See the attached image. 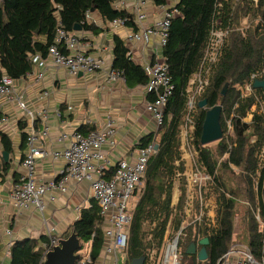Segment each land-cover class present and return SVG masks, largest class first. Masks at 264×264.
Returning <instances> with one entry per match:
<instances>
[{"label": "trees", "instance_id": "trees-1", "mask_svg": "<svg viewBox=\"0 0 264 264\" xmlns=\"http://www.w3.org/2000/svg\"><path fill=\"white\" fill-rule=\"evenodd\" d=\"M115 1L0 0V79L7 75L16 80L30 73L33 69L30 56L39 54L46 58L59 24L68 31H74V26H80V31L97 35L104 28L89 20L91 13L99 14L104 22L127 16V12L113 6ZM153 3L165 6L168 0H153ZM173 5L177 13L171 18L161 54L168 66L174 89L166 103L163 123L155 132L144 135L137 145L145 147L154 142L157 148L148 159L142 187L138 190V199L132 210L125 250L126 264L142 255L147 262L153 251L156 259L169 220H173L175 229L179 227L184 195L176 210L171 205L173 179L184 170L180 160L179 126L186 113L188 82L199 71L207 78V84L196 96L193 144L198 151L197 162L213 177L217 192L220 191L217 199L218 222L216 228L195 223L182 229L178 247L183 260L190 257L194 264H215L229 248L234 199L226 197L224 192L230 188L225 180L226 175L233 172L232 167L240 170L236 177L237 184L243 185L240 192L251 202L258 201L260 214L264 218V92L260 88H253L250 95L242 96L238 89V86L244 87L249 83L252 74L264 79V0H174ZM127 17L129 20L125 25L135 29L133 16ZM242 19L247 20L245 25H241ZM214 30L226 31L227 34L223 38L217 60L210 63L203 61V58ZM112 68L122 72L128 87L145 85L147 82L141 65L131 58L124 40L117 35L113 37ZM225 84L226 91L222 95ZM148 99H152L151 95H148ZM201 99L207 100L205 108L197 106ZM217 104L222 108L220 123L223 137L211 148L201 145L199 139L206 109ZM255 104L256 110L251 113L250 122L243 121ZM228 122L230 133L227 132ZM17 127L20 131L19 149H25L27 123L20 119ZM94 130L85 127L77 129L82 133ZM0 145L8 156L13 153L9 136L1 130ZM223 156L224 161L219 162ZM0 157V176H4L10 168V159L4 163L2 155ZM113 172L114 167L108 168L106 178H110ZM182 190L185 194V188ZM79 213L62 236L67 237L74 232L83 244L88 243V264H96L101 258L105 241L100 207L91 197L88 204L79 209ZM246 227L247 237L244 242L253 255L260 259L264 256V235L259 231L253 215ZM203 237L209 241L206 246L207 258L199 261L195 255H187L185 250L191 241L197 243ZM41 238L48 244L47 237ZM1 251L0 240V256ZM8 256L9 264H43L44 250L36 248L33 239L16 240L10 245Z\"/></svg>", "mask_w": 264, "mask_h": 264}, {"label": "built area", "instance_id": "built-area-1", "mask_svg": "<svg viewBox=\"0 0 264 264\" xmlns=\"http://www.w3.org/2000/svg\"><path fill=\"white\" fill-rule=\"evenodd\" d=\"M153 0H116L114 7L118 10H124L128 15L133 16L135 25H140L147 16V6ZM161 16L156 18L151 24L145 27L134 29L129 27L126 30L123 40L127 48L131 42H140L143 45L149 43L152 37L158 39V47L162 49L165 45L171 18L177 13L173 3L170 6H161ZM130 10V11H129ZM127 16L117 18L110 22L112 29H126V22L129 20ZM88 17V15H87ZM227 34L226 31L214 30L211 32L208 46L205 50L204 60L214 63L220 54V46L223 38ZM131 56V52L128 49ZM51 61L53 65L67 69L71 74L86 73L94 74L100 71L105 72L106 79L109 81L124 80L122 72L112 68V59L107 57L104 51L92 55L86 51V45L82 42L81 37L76 31H68L63 25H58L54 42L48 47L47 56L43 58L39 54L30 56V62L34 68L31 74L35 80H42L44 77L45 66L47 61ZM143 70L147 76V82L144 85L147 100L144 109L153 120L156 129L163 123L164 110L168 98L172 95L174 86L168 74V66L163 58L156 57L143 64ZM195 78L201 87L191 86L192 78L188 82V87L192 90L189 93V107L192 108L196 103V96L199 95L206 84L201 80L200 71L197 72ZM256 77L252 74L248 84L244 86L247 96L252 93V79ZM204 84V85H203ZM197 85V84H196ZM197 88V90H196ZM47 92L41 93L46 96ZM151 95L152 99H148ZM191 95V96H190ZM7 100L14 102L17 106L28 115L31 123L27 129L26 152L20 161L21 171L12 183L9 191L10 204L16 210H27L31 207L42 211L44 208L43 197L48 194V199L54 201L56 193H65L68 185L72 183L87 182L89 184L91 197L94 198L99 207L100 214L103 217L104 225V245L102 247V255L104 260L109 259L111 264H117L116 249L123 251L127 248L128 228L131 221V214L134 205L130 206V199L135 196L138 186L142 184L143 175L147 166L148 159L156 149L154 142L149 143L145 147H138L133 158L120 159L114 165V172L110 178H106L107 159L102 152V145L112 138L115 134V123L107 117L105 124L100 130L82 133L77 130L73 131L69 137L62 133L58 137V141L62 142L67 138L64 147L61 150L46 151L35 145L38 134L33 126L34 117L27 110L23 95L15 88V80L7 75H3L0 79V124L7 121V116L1 108V102ZM41 111L38 113L40 116ZM193 109L188 111L185 125L194 128ZM59 114V113H57ZM33 121V122H32ZM47 133V128L42 131V136ZM110 143L112 141L110 140ZM49 157L53 160L63 159L64 167L60 170L55 178L48 179L44 182H38L36 179V160ZM225 158V157H224ZM201 175L196 172L197 165H194L195 173L190 175L192 182L191 188L186 196L185 211H189L190 203H194L192 188L199 181L206 182L210 180V175L201 165ZM197 174V175H196ZM191 180V179H190ZM200 188L201 183H197ZM201 190V188H200ZM198 218L197 221L204 219V201L203 197L198 200ZM260 214V211H259ZM259 216V215H258ZM262 217V215L260 214ZM258 218L261 228L264 232V222ZM263 218V217H262ZM264 219V218H263ZM6 233L10 231L6 229ZM181 233V231H180ZM177 236L167 244L162 259L163 264H183L182 254L178 247ZM46 251L57 244L58 238L50 236ZM11 243L7 245L6 253H9ZM90 248L85 253H79L80 258L75 264H88L90 262ZM152 254L154 252H151ZM150 262V260H148ZM145 262L144 264H153ZM104 264V263H103ZM215 264H264V256L257 259L250 248L246 244L235 243L217 259Z\"/></svg>", "mask_w": 264, "mask_h": 264}, {"label": "crops", "instance_id": "crops-1", "mask_svg": "<svg viewBox=\"0 0 264 264\" xmlns=\"http://www.w3.org/2000/svg\"><path fill=\"white\" fill-rule=\"evenodd\" d=\"M161 13V5L150 3L147 6L146 19L140 25H135V29L151 24L161 16ZM89 18L96 25L102 26L104 30L97 35L76 31L85 43L86 51L92 55L104 51L107 57L112 59L114 35L122 39L126 30L130 28L112 29L110 22H104L95 12L91 13ZM128 49L131 52V58L142 65L152 58L162 56V49L158 47L156 37H152L146 45L131 42ZM32 71L34 72V68ZM15 88L22 93L23 100L28 107L27 110L33 117L35 116L34 122L32 121L38 134L35 145L48 152L61 150L64 147L67 138L59 142L60 134L64 133L69 137L79 127L100 130L107 117H110L115 123V134L110 139L112 143L108 140L102 145L107 167L110 168L114 167L120 159L133 158L139 140L144 135L156 131L153 120L144 109L147 100L144 85L128 87L124 80L109 81L103 71L74 75L65 68L53 65L48 60L42 80H35L30 72L24 78L15 80ZM45 91L46 96L41 95ZM1 108L7 116V121L0 124V130L8 136L10 134L7 133V129L11 133L14 132V138H11L12 135L9 136L13 153L8 156L7 161L4 160L0 145L2 162L6 163L10 159V168L4 176H0V240L2 245L0 264H9V256L6 253L9 243L16 240L33 239L36 248L43 249L45 253L48 244L44 243L41 237H47L48 241H50V236L62 238L72 222L79 216V209L88 204L91 192L87 182H71L65 193H54L56 195L54 201L48 199V194L44 195L42 211L34 207L27 210L14 209L9 201V191L21 171L19 164L26 152V148L19 149L20 131L17 123L20 119L25 120L27 132L31 120L14 102L4 100L1 102ZM41 111L45 112L39 116L38 113ZM45 128H47V133L42 136L41 133ZM64 165L63 159L53 160L49 157L37 159L35 175L37 181L44 182L57 177ZM186 188L188 194L191 188L188 180ZM177 193L176 188L172 205L177 202ZM137 199L138 194H135L132 206L135 205ZM6 229L10 231L9 234L6 233ZM182 261L183 264H194L190 257L186 261L182 257ZM126 262L125 256L124 264ZM103 263L105 264V260L101 252V258L96 264Z\"/></svg>", "mask_w": 264, "mask_h": 264}, {"label": "rangeland", "instance_id": "rangeland-1", "mask_svg": "<svg viewBox=\"0 0 264 264\" xmlns=\"http://www.w3.org/2000/svg\"><path fill=\"white\" fill-rule=\"evenodd\" d=\"M153 3V1H151ZM174 2V0H168V4L167 6H170L172 3ZM247 23L246 19H242L241 25H245ZM138 64V63H137ZM141 65L142 69H143V65ZM144 71V70H143ZM199 74V73H196ZM196 74L193 75L192 81H191V86H197V87H201L200 83H197L196 81ZM207 75V73H206ZM256 75V74H255ZM201 76V80L205 81L207 84V78L203 77L202 74L200 73ZM255 79H261L259 78L257 75L256 77H254L252 79V83ZM197 84V85H196ZM203 84V85H204ZM238 89L241 90V92L243 94L247 93V91H245L244 87H239ZM197 90V88H196ZM192 92L191 89H189L188 87V96L189 93ZM191 94V93H190ZM191 96V95H190ZM26 108L27 104L25 102ZM186 113L185 115L182 117V122L179 126V135H180V146H179V151H180V160H182L183 162V167L184 170L182 173H177L173 179V184H172V198H171V205H172V201H173V193H176V188L178 189V197H177V202L176 204L172 205L174 206V209L176 210L178 202L180 200L181 197H183L184 195V204H183V208H182V219L180 221L179 227L178 229H175L174 227V223L173 220L170 219L167 226H166V230H165V234H164V240H163V245L162 248L160 249V252L158 254V256L154 257V254L150 253L149 254V258L148 260H150V262L148 261V263H153V264H163L162 263V259L165 253V249L168 243H170V241H172L174 238H176L177 236L180 237L182 234V229L185 228L186 226L190 225V224H195V223H203L205 224L206 227L208 228H216L217 227V210H218V197H219V192H217L216 186L213 182V177H210V180L206 181V182H202L199 181V176H197V182L196 184H194L195 186H193L192 188V193H193V198H194V203L191 202L190 203V209L189 211H185V200H186V196H187V180L191 183L192 182V177H190V175L192 174V170H193V174L195 173L194 171V165H197V170L196 172H198L200 175L203 173H201V164L197 162L198 160V151L197 149L194 147L193 141H194V137H193V132H194V128H192L190 125H185V123L187 122L186 117L188 114V111L193 109V113L195 111V106H193L192 108L189 107V99L187 101V106H186ZM256 110V104L253 105L251 107L250 112L247 113L246 117L243 119V121L245 122H250L251 118H252V112ZM261 110H259L258 112H260ZM227 132L230 133L231 132V127L229 126V122L227 123ZM226 132V133H227ZM7 133L12 135L11 138H14V132L11 133V131H9L7 129ZM9 135V136H10ZM208 147H215L216 142L207 144ZM262 154H260V159L262 160ZM220 161H224V156L221 157V159H219ZM177 164L179 163V161L176 162ZM233 172H230L229 174L226 175V184L229 190L226 189L225 195L226 197H230L234 199V207H233V211H232V236H231V240L229 243V246H231L232 244L235 243H242V244H246L244 241L246 240V226L248 224V221L250 220V216L253 215V217L255 218L257 224H258V229L261 233L264 232L261 228V224L258 221V218H260L261 222H264V219L260 216L259 211V203L258 201H253L252 202L250 200H248L245 196L244 193L240 192V188L242 190L243 185H238L237 181H236V177L240 174V170L236 167H232ZM220 173V171H219ZM197 175V174H196ZM191 179V180H190ZM143 183V182H142ZM197 183H201L200 188L199 185ZM256 183V182H255ZM142 187V184L138 186V190ZM182 188H185V194L182 193ZM255 189V188H254ZM138 190H137V194H138ZM229 191V192H228ZM262 199H263V203H264V187L262 188ZM200 197H203V201H204V212H205V217L202 220L197 221L196 219L198 218V200L200 199ZM257 199V197H256ZM132 200L133 198L130 199L129 203L130 206L132 205ZM175 200V198H174ZM259 215V216H258ZM181 231V233H180ZM12 244V242H11ZM90 245L88 243L83 244L81 242V247L78 253H85L87 251V249H89ZM125 255V251L117 248L116 249V258L118 261V264H124V256ZM186 261V260H185ZM105 264H111L109 259L105 260Z\"/></svg>", "mask_w": 264, "mask_h": 264}, {"label": "water", "instance_id": "water-1", "mask_svg": "<svg viewBox=\"0 0 264 264\" xmlns=\"http://www.w3.org/2000/svg\"><path fill=\"white\" fill-rule=\"evenodd\" d=\"M93 11V10H91ZM74 31H80V26H74ZM81 75L82 73H78ZM227 84L224 85L221 94L224 95ZM254 89L260 88L264 92V79H255L252 83ZM207 105L206 99L198 101L197 106L199 108H205ZM221 105H214L205 111L204 120L202 123V129L199 142L201 145H207L213 142L219 141L223 137V129L220 123ZM157 146H155V149ZM4 160L7 161L8 154L2 152ZM208 238L203 237L195 241H191L185 250L187 255H195L199 261H203L207 258L206 246L208 244ZM200 246L198 249L197 246ZM81 247V241L74 232H71L66 238H59L57 244L52 246L51 249L44 253L43 264H75L76 260L80 258L79 250ZM145 256L142 255L138 258L132 259L128 264H144Z\"/></svg>", "mask_w": 264, "mask_h": 264}]
</instances>
